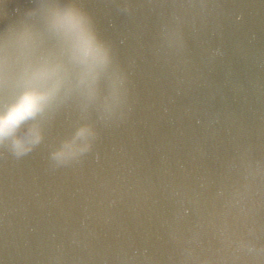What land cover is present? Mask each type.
<instances>
[{"label": "clouds", "instance_id": "obj_1", "mask_svg": "<svg viewBox=\"0 0 264 264\" xmlns=\"http://www.w3.org/2000/svg\"><path fill=\"white\" fill-rule=\"evenodd\" d=\"M49 27L59 37L67 63L45 54L27 60L17 69L10 70L6 62L0 67V85L9 86L0 100V145L11 141L17 157L28 154L41 142L39 125L32 122L45 116L61 99V94L71 89L72 71L79 69L78 83L84 84L109 58L89 17L76 7L55 9ZM24 38L27 42L31 36L25 33ZM92 135L89 127H80L71 140H65L51 153V159L65 163L83 154L91 146L87 141ZM76 139H84L83 146H77Z\"/></svg>", "mask_w": 264, "mask_h": 264}]
</instances>
